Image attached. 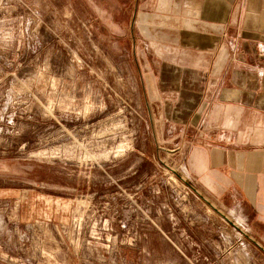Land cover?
<instances>
[{
  "label": "rangeland",
  "instance_id": "rangeland-1",
  "mask_svg": "<svg viewBox=\"0 0 264 264\" xmlns=\"http://www.w3.org/2000/svg\"><path fill=\"white\" fill-rule=\"evenodd\" d=\"M144 19L136 0H0V264H264L174 156L199 54Z\"/></svg>",
  "mask_w": 264,
  "mask_h": 264
},
{
  "label": "crops",
  "instance_id": "crops-1",
  "mask_svg": "<svg viewBox=\"0 0 264 264\" xmlns=\"http://www.w3.org/2000/svg\"><path fill=\"white\" fill-rule=\"evenodd\" d=\"M136 7L199 54L203 74L175 81L169 116L182 136L174 156H184L221 208L242 217L264 251V138L249 149L253 130L264 127V0H136Z\"/></svg>",
  "mask_w": 264,
  "mask_h": 264
},
{
  "label": "built area",
  "instance_id": "built-area-1",
  "mask_svg": "<svg viewBox=\"0 0 264 264\" xmlns=\"http://www.w3.org/2000/svg\"><path fill=\"white\" fill-rule=\"evenodd\" d=\"M244 235H246V234H244ZM247 236V235H246Z\"/></svg>",
  "mask_w": 264,
  "mask_h": 264
}]
</instances>
